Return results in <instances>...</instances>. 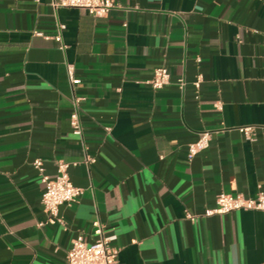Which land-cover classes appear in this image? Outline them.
<instances>
[{
	"label": "crops",
	"instance_id": "0c3cea01",
	"mask_svg": "<svg viewBox=\"0 0 264 264\" xmlns=\"http://www.w3.org/2000/svg\"><path fill=\"white\" fill-rule=\"evenodd\" d=\"M113 2L97 17L55 0H0V264H65L78 235L97 239V220L118 264H264V212L187 218L222 192H264V3ZM160 66L171 83L155 90ZM75 97L83 136L70 120ZM205 131L209 146L190 156ZM38 159L51 178L70 163L84 190L60 206L64 225L44 224Z\"/></svg>",
	"mask_w": 264,
	"mask_h": 264
},
{
	"label": "built area",
	"instance_id": "2783aa9c",
	"mask_svg": "<svg viewBox=\"0 0 264 264\" xmlns=\"http://www.w3.org/2000/svg\"><path fill=\"white\" fill-rule=\"evenodd\" d=\"M264 3V0H261ZM56 7L81 8L87 10L90 14L103 17L106 16L115 4L113 0H55ZM66 28L65 24L59 25V33L56 40L63 42L62 32ZM66 46L62 44V48ZM68 74L72 86L80 82L75 75V67L68 65ZM203 82V76L200 74L194 81L195 87L199 90ZM149 83L155 90H161L171 83V74L167 66H160L155 69L153 78ZM180 86H185V80L179 81ZM81 98L75 97L74 109L71 113V124L73 131L78 136H83V124L80 115ZM253 126L241 128L248 138H251ZM211 132L205 131L200 138L189 147L190 156L199 154L202 150L209 146ZM87 161L94 162V158H87ZM34 166L40 171L43 182L46 184V190L43 195L42 203L48 219L44 223L49 224H65L64 220L59 216L60 206L67 204L72 205L79 202L84 190L76 186L69 172L70 163L59 161L57 164V173L51 178L45 173L43 161L38 159L34 162ZM237 210H256L264 212V192H260L256 197H246L243 194H230L222 192L217 195L214 207L206 208L201 214L188 212L187 218L196 220L200 216L210 217L214 215L229 214ZM95 232L97 239L92 242L85 240L82 234L78 235L67 250L65 264H118L119 248L112 247L111 242L114 237H107L103 233V226L99 220L95 223Z\"/></svg>",
	"mask_w": 264,
	"mask_h": 264
}]
</instances>
